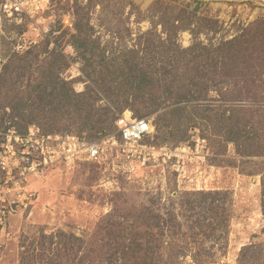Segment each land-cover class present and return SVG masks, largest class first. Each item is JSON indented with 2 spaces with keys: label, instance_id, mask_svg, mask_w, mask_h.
Returning <instances> with one entry per match:
<instances>
[{
  "label": "rangeland",
  "instance_id": "1",
  "mask_svg": "<svg viewBox=\"0 0 264 264\" xmlns=\"http://www.w3.org/2000/svg\"><path fill=\"white\" fill-rule=\"evenodd\" d=\"M4 3L5 0H0V71L12 52L23 53L47 38L51 41L49 48L61 44V50L67 55L68 65L59 73L70 81L73 90L81 93L94 87L92 80L83 74L84 61L67 43L70 34L75 32V13L83 11L92 27L91 34L98 37L99 49L93 52L101 49L112 61L105 71L106 65H99V59L94 56L95 78H105L102 88L125 94L130 103L125 110L151 120L152 124L158 121V114L184 105L163 107L161 104L169 89L175 91L178 84L183 86L181 90L187 87L186 69L181 61L176 62L177 57L172 59L175 45L188 47L202 43L215 47L245 31L250 35L255 31V22L264 20V0H27L26 10L15 12L4 10ZM170 17L177 18L173 22L177 25L173 39L168 32ZM131 51L135 58L142 59V67L152 77L144 85L135 86L127 81L121 59ZM174 74L178 79L172 81ZM123 98H114L116 103L111 107L115 112L119 111ZM107 102L101 96L96 107L106 106ZM156 105L158 111L150 113ZM188 109L178 114L166 113L157 122L161 126L159 131L153 125V135L144 141L153 147L150 150L134 156L114 152L101 164L57 163L39 175H31L29 188L35 194L33 204L27 210L13 208L0 227V264H20V260L26 264H56L58 250L63 252L56 232H65L64 239L70 234L87 239L103 216L115 212L116 206L128 203L153 202L163 215L171 209L182 219L180 205L186 198L183 194L196 191L227 193L225 204L230 212L224 235L220 241L205 242L206 246H213L212 259L216 263L237 264L243 246L263 243L260 175L248 173L249 168L259 167L258 164L239 165L240 157L234 146L224 144L220 135L213 136L214 125L205 126L194 118L196 112ZM65 117L56 121L55 130L45 124L35 126L40 131L71 133L86 140L106 135L99 133L91 122L79 133L80 119ZM97 117L101 118V114H96ZM9 128L0 127V150L7 135L23 132V129ZM1 173L0 184L3 183ZM41 227L46 235L52 236L51 240L40 238ZM162 239L167 245L173 244L174 249L182 244L180 238L169 234ZM32 240L34 245L27 260L20 258L21 250ZM71 251L70 247L66 249L68 257ZM84 252L85 249L81 255ZM174 264H190V259L181 257Z\"/></svg>",
  "mask_w": 264,
  "mask_h": 264
},
{
  "label": "trees",
  "instance_id": "2",
  "mask_svg": "<svg viewBox=\"0 0 264 264\" xmlns=\"http://www.w3.org/2000/svg\"><path fill=\"white\" fill-rule=\"evenodd\" d=\"M176 20L170 17V39L176 33L177 25L173 23ZM73 28L75 32L70 34L67 43L84 61L83 74L92 80L94 87L81 93L73 90L70 81L59 73L68 65V57L61 50V44L49 48L51 41L47 38L23 53L12 52L0 71V127L4 130L9 127L23 129V134L35 124H45L55 130L56 121L75 116L80 119L79 133L89 122L101 134L114 131L115 119L130 106L128 97L102 88L105 78H95L97 70L92 68L93 57L99 59V65H106L105 71L112 61L101 49L98 53L93 52L99 46L98 37L91 34L92 27L86 21L85 12L75 13ZM254 29L250 35L245 31L215 47L202 43L188 47L174 44L172 59L180 56L176 62L181 61L186 69L187 87L181 90L183 86L178 84L175 91L169 89L161 104L163 107L184 105L170 108L156 118L159 121L166 113L178 114L189 108L190 112H196L194 118L205 126L214 125L213 136L220 135L224 144L234 146L240 157L237 159L239 165L258 164L259 167L249 168L248 173L260 175V204L264 216V20L255 22ZM128 53L129 56L121 59L127 81L135 86L150 82L152 77L142 67V59L135 58L132 51ZM171 79L177 80L178 76L174 74ZM119 95L124 100L115 112L111 106ZM101 96L108 99V104L96 107ZM156 111L157 105L150 113ZM96 114H101V118H95ZM158 121L153 125L159 131ZM183 195L186 198L180 205L182 219L171 209L163 215L155 209L153 202L128 203L116 206L115 212L103 216L87 239L73 234L64 239L66 233L59 230L56 237L63 252L58 250L56 264H174L181 257H189L190 264H215L213 246H206L205 242L220 241L224 235L230 212L225 204L227 193L215 190L185 192ZM167 234L180 238L182 244L177 249L173 244H165L162 236ZM39 235L41 239L52 238L44 233L43 227ZM33 245L32 240L21 250L20 258L27 260ZM68 247L72 249L70 257L66 252ZM83 249L85 252L81 255ZM20 264L26 262L20 260ZM237 264H264V242L243 246Z\"/></svg>",
  "mask_w": 264,
  "mask_h": 264
},
{
  "label": "built area",
  "instance_id": "3",
  "mask_svg": "<svg viewBox=\"0 0 264 264\" xmlns=\"http://www.w3.org/2000/svg\"><path fill=\"white\" fill-rule=\"evenodd\" d=\"M27 0H5L4 10H26ZM115 129L102 138L86 140L75 134H43L29 126L24 134L11 132L0 150V227L13 208L27 210L35 200L29 188L31 175H39L49 166L95 162L101 164L114 152L134 156L153 147L144 143L154 133L152 121L123 110L114 121Z\"/></svg>",
  "mask_w": 264,
  "mask_h": 264
}]
</instances>
